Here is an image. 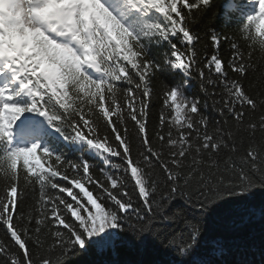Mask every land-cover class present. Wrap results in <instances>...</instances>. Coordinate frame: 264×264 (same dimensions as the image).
I'll return each mask as SVG.
<instances>
[{
  "label": "snow or ice",
  "instance_id": "6c2138e0",
  "mask_svg": "<svg viewBox=\"0 0 264 264\" xmlns=\"http://www.w3.org/2000/svg\"><path fill=\"white\" fill-rule=\"evenodd\" d=\"M214 6L0 0V264L146 242L214 264L210 217L264 219V0L230 3L209 54L193 26Z\"/></svg>",
  "mask_w": 264,
  "mask_h": 264
},
{
  "label": "trees",
  "instance_id": "16d2710c",
  "mask_svg": "<svg viewBox=\"0 0 264 264\" xmlns=\"http://www.w3.org/2000/svg\"><path fill=\"white\" fill-rule=\"evenodd\" d=\"M239 2L244 4L247 3V0H239ZM228 5L227 0H215L213 11L193 26V30L202 36L201 44L198 45L201 51L204 50L203 45L206 44L208 53L212 52L208 37L203 35L206 28L210 27L217 32L231 34V29L235 26V19L234 15L229 13ZM240 42L243 43V41ZM153 51L158 55L161 49L154 48ZM220 51L225 58L230 54L229 45L223 40ZM258 74H254L250 79L255 81ZM167 79L172 81L182 78L169 76ZM189 92L190 94H199L195 81L191 82ZM256 203L258 205L259 197H257ZM3 236L4 230L0 227V237ZM216 239L222 240L226 249L222 256L214 257L207 248V242ZM199 256L212 260L214 264H241L242 261L261 264V261L264 260V219L257 216L254 221H247L235 211L218 210L207 222ZM171 259L172 257L164 250L151 242H146L143 246L128 243L116 251L91 249L87 253L72 258L69 264H168Z\"/></svg>",
  "mask_w": 264,
  "mask_h": 264
}]
</instances>
